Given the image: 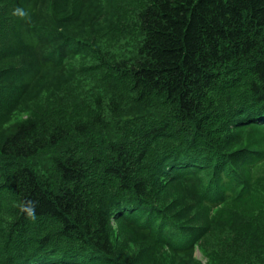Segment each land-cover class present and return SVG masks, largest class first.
<instances>
[{
    "label": "trees",
    "instance_id": "1",
    "mask_svg": "<svg viewBox=\"0 0 264 264\" xmlns=\"http://www.w3.org/2000/svg\"><path fill=\"white\" fill-rule=\"evenodd\" d=\"M263 114L264 0H0V264H264Z\"/></svg>",
    "mask_w": 264,
    "mask_h": 264
},
{
    "label": "rangeland",
    "instance_id": "2",
    "mask_svg": "<svg viewBox=\"0 0 264 264\" xmlns=\"http://www.w3.org/2000/svg\"><path fill=\"white\" fill-rule=\"evenodd\" d=\"M27 118L26 113H18L14 119L13 122H21L24 121ZM184 130L181 132L183 133ZM246 144L245 148L248 147L252 150H255L259 154H264V130L261 128H255L252 132L246 133ZM65 149V146L62 144L60 145V148L50 149L45 152H43L38 158L37 161L34 162V167L38 168L40 167L41 170L44 173V176H46L51 182H55L59 180L55 169L52 168V159L57 155L59 152H62ZM253 160H257V158H253ZM33 167V166H32ZM169 171V170H168ZM43 178V176L41 177ZM158 189L157 191H159ZM156 194V193H155ZM169 257L171 258V255L169 254ZM196 261L198 264H213V261L211 258H208L206 254L203 253V251L197 247L196 249Z\"/></svg>",
    "mask_w": 264,
    "mask_h": 264
}]
</instances>
